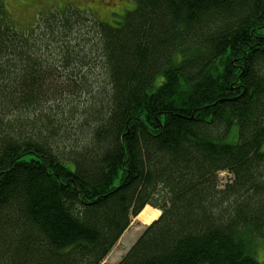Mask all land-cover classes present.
Instances as JSON below:
<instances>
[{
    "label": "trees",
    "instance_id": "16d2710c",
    "mask_svg": "<svg viewBox=\"0 0 264 264\" xmlns=\"http://www.w3.org/2000/svg\"><path fill=\"white\" fill-rule=\"evenodd\" d=\"M131 1L0 3V264H261L264 0Z\"/></svg>",
    "mask_w": 264,
    "mask_h": 264
},
{
    "label": "rangeland",
    "instance_id": "374dc122",
    "mask_svg": "<svg viewBox=\"0 0 264 264\" xmlns=\"http://www.w3.org/2000/svg\"><path fill=\"white\" fill-rule=\"evenodd\" d=\"M101 2H105L109 7H101ZM0 3L3 6L5 17L9 21L8 24H12L22 32L29 29L37 17L45 14L44 12H57L58 9L62 11L67 3H70L75 9H85L87 12L92 11L99 18L106 20H109L110 16H114L111 14L112 11H117L121 14L125 8L132 5L131 0H0ZM219 176L222 178V182L227 181L231 177L226 172H221ZM137 216L131 219L126 230L104 259V264H115L118 262L144 228L150 224L143 223ZM255 256L261 264H264V240L257 241Z\"/></svg>",
    "mask_w": 264,
    "mask_h": 264
},
{
    "label": "bare ground",
    "instance_id": "6f19581e",
    "mask_svg": "<svg viewBox=\"0 0 264 264\" xmlns=\"http://www.w3.org/2000/svg\"><path fill=\"white\" fill-rule=\"evenodd\" d=\"M159 215V211L157 209H152L150 206H145L142 211L138 214L137 218L141 220L143 223H151L155 220Z\"/></svg>",
    "mask_w": 264,
    "mask_h": 264
}]
</instances>
